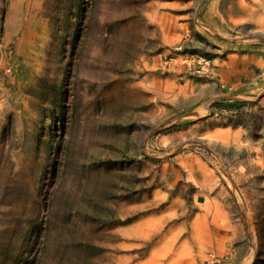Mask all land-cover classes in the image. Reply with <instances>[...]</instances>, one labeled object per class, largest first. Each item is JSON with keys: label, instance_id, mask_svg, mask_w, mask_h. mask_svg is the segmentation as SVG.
<instances>
[{"label": "rangeland", "instance_id": "obj_1", "mask_svg": "<svg viewBox=\"0 0 264 264\" xmlns=\"http://www.w3.org/2000/svg\"><path fill=\"white\" fill-rule=\"evenodd\" d=\"M0 264H264V0H0Z\"/></svg>", "mask_w": 264, "mask_h": 264}, {"label": "built area", "instance_id": "obj_2", "mask_svg": "<svg viewBox=\"0 0 264 264\" xmlns=\"http://www.w3.org/2000/svg\"><path fill=\"white\" fill-rule=\"evenodd\" d=\"M170 61L171 60L161 58L159 60V65H164V66L168 65L169 67H171L172 64L170 63ZM208 61L209 62L206 63L205 61H202V58H200V59H197L196 61L194 60L193 63L197 62L199 64L200 69L204 70V69L208 68V66H209L210 60H208Z\"/></svg>", "mask_w": 264, "mask_h": 264}, {"label": "water", "instance_id": "obj_3", "mask_svg": "<svg viewBox=\"0 0 264 264\" xmlns=\"http://www.w3.org/2000/svg\"><path fill=\"white\" fill-rule=\"evenodd\" d=\"M199 200H200V201H203V200H204V197H200Z\"/></svg>", "mask_w": 264, "mask_h": 264}]
</instances>
